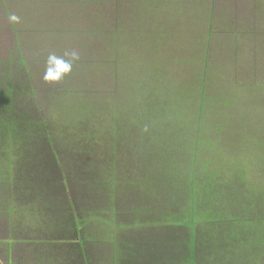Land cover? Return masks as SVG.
<instances>
[{"label": "rangeland", "instance_id": "rangeland-1", "mask_svg": "<svg viewBox=\"0 0 264 264\" xmlns=\"http://www.w3.org/2000/svg\"><path fill=\"white\" fill-rule=\"evenodd\" d=\"M186 10L191 11L185 15ZM12 15L18 21H10ZM49 57L71 64V71L59 80H45L49 69L53 74L59 71ZM152 74L166 83L168 103L154 97ZM205 79L208 96L216 98L221 92L224 99L212 100L203 114L212 120L204 122L197 167L201 165L204 173L216 171L226 180L235 173L238 178L242 175L230 187L245 198L254 214L264 213L258 206L262 201L256 202L260 196L248 193L253 184L264 192V0H0V88L11 87L13 92L5 103L9 107L0 106V117L7 116L12 128L18 129L24 119L41 127L31 142L34 145L22 153L26 161L21 166L27 169L22 191L44 199L43 223L32 232H39L41 226L40 235L33 234L41 239L36 242L59 238L66 229L62 213L70 217L76 213L82 221L95 264H124L138 241L146 245L153 239L163 246L176 233L181 239L186 229L164 224L178 203L172 199L174 190L169 187L175 182L168 183V173L190 175L191 182L194 175L199 177L196 168L189 173L195 154H190L195 145L192 122L178 116L157 124L158 132L149 121L152 137L160 138L163 146L157 158L154 142L139 132V115L146 111L155 115L157 108L168 113L170 106L182 113L175 105L183 107L188 86ZM186 112L192 117L197 108ZM10 137L3 130L0 143L19 149ZM167 163L171 167H161ZM55 173H63L67 183L66 188L58 186L57 193L46 183ZM157 178V191L148 189L146 181ZM176 189L181 190V185ZM51 191L56 196L53 209L46 196ZM185 200L179 214H170L172 219L192 217ZM152 217L164 221L154 223ZM3 227L0 241L6 235ZM56 247L37 250L29 245L17 249L16 255L14 250L9 258L8 247L1 244L0 264L9 260L64 264L69 249ZM58 251L62 253L54 255ZM236 264L248 263L242 259Z\"/></svg>", "mask_w": 264, "mask_h": 264}, {"label": "trees", "instance_id": "trees-1", "mask_svg": "<svg viewBox=\"0 0 264 264\" xmlns=\"http://www.w3.org/2000/svg\"><path fill=\"white\" fill-rule=\"evenodd\" d=\"M190 11L191 10H186L185 15L186 12L188 14ZM212 36L213 29H210L208 35L206 36V39L209 38L207 41L209 47V42L211 39H213ZM207 53L208 50L206 52V55H208ZM205 65H207L206 62ZM151 78L152 81H157L153 82L152 92L154 94V97L161 96L166 99L164 100V102L168 103L171 96L169 95V93L164 95L163 90L168 88L166 83L163 82L164 80H162L161 77L160 80H157L156 76L154 78L153 74L151 75ZM12 93L13 92L11 87H5V89L0 88L1 100L4 103H8V100L10 99ZM182 94L183 92L181 93V95ZM182 99H184V96L182 97ZM214 99H219L220 101L218 102L220 103L224 98L221 92L217 94L216 98H210L207 93L205 79L204 82L203 80L200 83L196 81L193 85L190 84L188 86L186 99L182 101L183 107H181L179 104L175 105L183 110L182 113L179 114L176 107L170 106L168 113H165L163 108H157V110H153L155 115H153L151 111H146L144 113H140L139 115V120L141 122V125H139L138 127L139 132H141L142 134L145 132L146 137H149L154 142V157L157 156V158L159 157L158 150L163 146L160 142V138H158L157 136L152 137V133H150L151 126L147 125L149 124V121L153 124V129L160 132L161 129L157 126V124L164 125L165 121H173L176 120L178 116H181L182 118L184 117L188 119L189 121L187 122H192V126L194 128L192 130L195 133V145L194 149L190 150V154H195L192 155L193 158L191 157V159H193V165H190L189 173H191L190 171L192 168H196L200 173L199 177L194 175L195 179L193 178L194 181L191 182L190 175L186 176L185 174L182 177L177 174L174 175V173L172 172L168 173V183L172 181L175 182V184L173 183L169 187L174 190L172 192V199L179 201L180 196H182L183 201L186 198L187 201L190 202L189 205H187V202L185 200L187 206L186 211L189 210V212L192 211L194 213L192 217L179 216L178 219H172V213V216L168 217L167 221L165 220L166 222H164V224L166 225L175 224L177 225V227L184 228L188 231L187 233L183 232L184 235L181 237L180 242H177V240L180 239L174 238V240L176 241V247L172 250H169V255L171 259H174L176 261L175 264H236V261L238 262L242 259H244L245 262L247 261L248 264H264V213L261 212L260 214H254L252 212V209H250L251 205L248 204L249 206L247 207L244 203L245 198H241L231 188L232 185L236 183L235 181L241 179L242 175H238V178L235 176L237 174H234L233 172V178H229L228 180H226V177L224 178L216 171H212L213 173H210L206 170V172L204 173L203 170L202 172L200 170L201 165L197 167V157L200 156L199 148L202 146L201 143L203 142V137L205 136V128L203 126L206 122L209 123L212 120V118H210L209 121L208 118L203 117V114L204 112H207L208 108H210L209 104L213 103L212 100ZM241 107L242 104H240L239 109H241ZM195 108H197V114H193L191 115L192 117H190V114L187 113L186 110H190L192 112ZM20 120L22 121L23 119ZM22 122V126L16 124L18 129L15 127L12 128L11 124V138L13 136L16 139L17 143L22 146L26 154V152L29 150L30 145L32 144L31 142H33V140L35 142V133L38 132L41 127L36 123L27 121V119H24ZM210 126H212L211 128L214 127L211 124ZM22 127L24 128V130ZM21 128L23 131L21 130ZM43 136V138H46V140L49 139L48 133H45ZM114 141L117 142L118 139H114ZM206 142L207 141H205L204 143ZM47 146H50L49 152H51L53 160L58 163V156L52 144L48 142ZM162 158L163 157H161L160 160H163ZM237 161L232 162V164H236ZM167 164L161 167L165 168L169 165L171 167V164ZM195 172L196 170L194 171V174ZM158 174L159 173H157V175ZM98 176L101 177L100 174H98ZM157 177L160 176L158 175ZM49 180L52 182L54 188H56V193L58 191V186L63 187L65 184L66 188L67 183L65 181V175L63 173L62 175L55 173L54 178H51ZM158 180L159 178H157L155 182L149 183L148 189L153 187V189L155 188L157 191V188L159 187ZM160 180L164 182L163 178H160ZM225 182H227V184ZM189 183H191L193 186L190 187V185H188ZM247 183L248 179L246 180V184ZM179 185H181V190L176 189L179 188ZM252 186L249 187L248 193H251L250 195H259L260 197L256 198V202L262 201V203H260L258 206L259 208H264V192L259 191L258 186ZM150 192L151 193H149V195L154 194V191ZM244 195L246 196V192H244ZM222 201L223 203H225L223 204ZM206 202H208L209 204H206ZM221 203L223 205H221ZM61 217L64 220L63 224L66 229L59 233L58 242H60L62 245H65V247L69 249V251L66 250V253L64 252L67 255L65 260L66 262H64V264H95V262L92 263L93 254L91 255V250L87 245L88 241L86 240V237L84 235L85 233L82 231V221L79 219L76 213L71 216L74 219V222L72 221L68 213H62ZM156 223L158 222L156 221ZM200 226H203V229L200 228ZM215 239L218 240L216 244L214 242ZM212 243L215 246H211ZM217 248L218 251L215 250ZM62 252L59 251V253ZM129 256L131 257L133 256V254L130 253ZM127 263H129V261Z\"/></svg>", "mask_w": 264, "mask_h": 264}, {"label": "crops", "instance_id": "crops-1", "mask_svg": "<svg viewBox=\"0 0 264 264\" xmlns=\"http://www.w3.org/2000/svg\"><path fill=\"white\" fill-rule=\"evenodd\" d=\"M0 106L9 107L7 106V104H5L1 100V98H0ZM10 122L11 121L9 120L7 116L0 117V138H1V133H3V130L6 136L8 133H11V124H9ZM5 124L9 126L10 130L5 127ZM3 141H5V138H3ZM4 145H5L4 143L3 144L0 143V228L2 226V229H3L4 228L3 226H5L3 233L6 232V235L5 237L3 236L4 239H1L0 245L2 244L8 247V250L10 252L9 258H11L10 255L13 253L14 250H17L19 248H23L29 245H33L35 249L37 250L38 248H44V247L48 248V250L54 247L57 248L56 246L64 247L65 245H62L60 242H58V239H57L58 237L56 236H55L56 238L54 239L52 238L51 240H48V241H44V240L40 241L41 240L40 237L36 238L33 236V234L36 235L37 233L38 235H40V233L42 232L41 226H40V230H39L40 233L37 232L36 229L35 230L37 233H32L34 227H37L38 225H42L43 223L44 217H42L41 212L44 206V199H42V197H40V199H36L38 198L37 196H34V195H37L36 193H33L32 194L33 196L27 195V193L25 194V191H22L21 189V187H23L24 184H27L26 183L27 169L25 167L23 168L21 167L23 163L26 161V157L23 155L25 154V151L22 148V146L13 145V146L19 147V149L12 150L11 146H8V145L4 146ZM16 159L19 161V164H17L18 161L16 162ZM30 174H31V177L34 178L35 171H33V173L31 172ZM16 175L18 178H16V181H15L14 179ZM34 180H36V177L34 178ZM146 182H148V184L151 183L149 181H146ZM46 183H47V188L52 189L53 184L49 179L46 181ZM14 184L19 187L18 192L14 190V187H15ZM48 184L51 186H49ZM46 196H47V200L50 199L48 200L50 202L49 208L53 209L54 206L52 205H53V201L54 203H56V196L52 194V191L50 194ZM49 196L50 198H48ZM28 198H30V200ZM32 198H35V199L32 200ZM181 207H182V196H180V200L178 201V203L173 206L174 209L168 212L167 218L170 217V214L172 213L176 212L177 214L178 212L179 214L181 211L180 210ZM149 213L151 215L153 214L152 211H149ZM156 216L159 217V215H156ZM152 218H150L151 222L156 223L157 221L158 223H160L159 219L154 220L155 217H152ZM107 224L112 225L111 227L114 228L113 226L114 224H112V222L110 223L107 222ZM167 227H170V225H167ZM173 233L175 234V232ZM173 237L180 239L179 238L180 234L176 233V235ZM174 238L173 240L170 239V241H167V244L162 243L163 246L156 245L157 240L155 241L153 239L150 241V243H147L146 245L138 241L139 244L135 243L134 251L131 253L133 254V256L130 257L129 256L130 254L128 255L127 262L129 261V263L125 262L124 259H123V262L124 264L126 263L135 264V261H138L137 264H175L176 261L174 259H171L169 255L170 253L169 250H172L173 248L176 247V241L174 240ZM37 239H40V240L36 242ZM180 241L181 239L177 240V242H180ZM159 242L160 241H158V243ZM17 252L18 250L15 252V255ZM161 252L163 254H161ZM58 254H60L59 251L58 253H55L54 255H58ZM142 254L144 255L142 256ZM149 256L151 257L155 256V259L150 260L148 258ZM140 259L141 260L144 259V260L141 261ZM6 264H11V260L7 261Z\"/></svg>", "mask_w": 264, "mask_h": 264}, {"label": "clouds", "instance_id": "clouds-1", "mask_svg": "<svg viewBox=\"0 0 264 264\" xmlns=\"http://www.w3.org/2000/svg\"><path fill=\"white\" fill-rule=\"evenodd\" d=\"M9 19L12 22H16L18 21L19 18L16 15H12L9 17ZM73 56L75 59H78V57H76L75 54H73ZM53 60H55V63L57 64L59 71L53 74L51 69H49L45 74V77H44L45 80H59L63 73L71 71V64L57 60L54 57H49L50 62Z\"/></svg>", "mask_w": 264, "mask_h": 264}]
</instances>
